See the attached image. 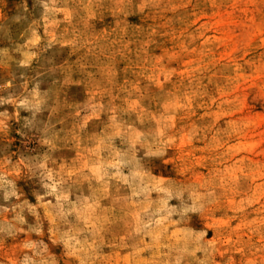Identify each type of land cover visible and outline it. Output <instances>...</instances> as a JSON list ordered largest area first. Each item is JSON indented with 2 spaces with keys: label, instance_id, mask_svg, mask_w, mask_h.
<instances>
[{
  "label": "rangeland",
  "instance_id": "obj_1",
  "mask_svg": "<svg viewBox=\"0 0 264 264\" xmlns=\"http://www.w3.org/2000/svg\"><path fill=\"white\" fill-rule=\"evenodd\" d=\"M0 264H264V0H0Z\"/></svg>",
  "mask_w": 264,
  "mask_h": 264
}]
</instances>
